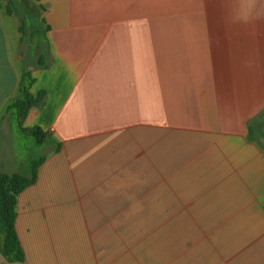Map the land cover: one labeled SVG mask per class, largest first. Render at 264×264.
I'll return each instance as SVG.
<instances>
[{
  "label": "crops",
  "instance_id": "1",
  "mask_svg": "<svg viewBox=\"0 0 264 264\" xmlns=\"http://www.w3.org/2000/svg\"><path fill=\"white\" fill-rule=\"evenodd\" d=\"M33 4L46 95L24 125L43 143L9 109L38 42L0 4V171L41 160L19 263L264 264V0Z\"/></svg>",
  "mask_w": 264,
  "mask_h": 264
},
{
  "label": "trees",
  "instance_id": "2",
  "mask_svg": "<svg viewBox=\"0 0 264 264\" xmlns=\"http://www.w3.org/2000/svg\"><path fill=\"white\" fill-rule=\"evenodd\" d=\"M22 32L25 33L22 27ZM40 65L44 59L40 57ZM35 82L31 70H26L22 77L20 95L10 105L18 128L24 135L33 136L38 143H43L46 133L40 126L27 127L24 122L32 107L42 104L46 95L45 90L36 94L31 92ZM41 160L33 163L31 176L20 173H7L0 171V253L9 262H24L25 253L16 230V205L18 194L36 179L37 168Z\"/></svg>",
  "mask_w": 264,
  "mask_h": 264
},
{
  "label": "rangeland",
  "instance_id": "3",
  "mask_svg": "<svg viewBox=\"0 0 264 264\" xmlns=\"http://www.w3.org/2000/svg\"><path fill=\"white\" fill-rule=\"evenodd\" d=\"M2 5L1 12L3 13V18L11 37L16 33V26L24 25L25 34L30 41L38 42V47L35 51H28L24 53V58L21 62H18V67L26 70L32 69L38 65L37 58L42 52L41 45L44 41L43 26L40 19V10L33 4V0H0ZM17 42L12 38V52L17 50ZM28 66V68H27ZM24 67V68H25ZM262 133L259 130L253 131V136L259 140L264 145V127L261 128ZM263 134V135H262ZM38 159L32 161L33 163ZM16 264H20L16 262Z\"/></svg>",
  "mask_w": 264,
  "mask_h": 264
}]
</instances>
